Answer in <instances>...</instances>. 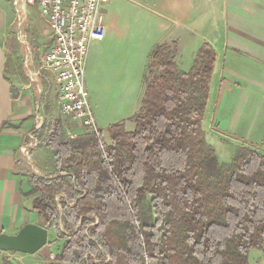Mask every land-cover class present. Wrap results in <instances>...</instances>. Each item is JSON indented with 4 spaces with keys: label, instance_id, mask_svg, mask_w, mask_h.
I'll use <instances>...</instances> for the list:
<instances>
[{
    "label": "trees",
    "instance_id": "trees-1",
    "mask_svg": "<svg viewBox=\"0 0 264 264\" xmlns=\"http://www.w3.org/2000/svg\"><path fill=\"white\" fill-rule=\"evenodd\" d=\"M176 53V41L150 50L132 130L71 139L57 118L37 137L54 169L32 176L31 210L60 240L44 264H249L264 252V154L218 160L201 128L215 53L204 43L187 72ZM0 264L15 263L0 252Z\"/></svg>",
    "mask_w": 264,
    "mask_h": 264
},
{
    "label": "crops",
    "instance_id": "crops-1",
    "mask_svg": "<svg viewBox=\"0 0 264 264\" xmlns=\"http://www.w3.org/2000/svg\"><path fill=\"white\" fill-rule=\"evenodd\" d=\"M14 1L0 0V234L8 235L28 223L39 225L38 215L31 210L35 196L31 178L44 174L38 173L33 152L39 145L37 137L47 132V117L38 104L43 88H33L40 63L37 68L28 48L21 74L12 54L18 31ZM120 1L113 0L104 8V38L93 41L88 50L90 57L105 58L112 74L102 110L89 97L96 127L123 122L132 130L127 119L139 107L142 76L155 45L176 41V61L187 72L197 50L207 43L215 53L201 123L207 144L221 162L231 160L240 147L264 154V0H135L127 1V8ZM120 16L122 24L126 19L130 24V35L121 42L126 51L121 67L114 35ZM46 75L53 80L50 73ZM55 98L54 85L56 106ZM56 110L66 138L88 133L78 121L61 116L57 106ZM29 144L36 146L27 158L20 149ZM7 256L13 263L18 261L13 253Z\"/></svg>",
    "mask_w": 264,
    "mask_h": 264
},
{
    "label": "built area",
    "instance_id": "built-area-1",
    "mask_svg": "<svg viewBox=\"0 0 264 264\" xmlns=\"http://www.w3.org/2000/svg\"><path fill=\"white\" fill-rule=\"evenodd\" d=\"M112 1L15 0L13 3L19 33L27 16L26 7H36L45 19L52 42L42 57L40 70L48 71L53 77L60 115L78 121L89 134L96 136L99 131L85 87V64L90 44L104 38L103 10ZM34 146L24 145L20 151L29 158Z\"/></svg>",
    "mask_w": 264,
    "mask_h": 264
},
{
    "label": "rangeland",
    "instance_id": "rangeland-1",
    "mask_svg": "<svg viewBox=\"0 0 264 264\" xmlns=\"http://www.w3.org/2000/svg\"><path fill=\"white\" fill-rule=\"evenodd\" d=\"M124 1L125 0H122L119 3H123L124 8H127L129 4L127 3V1L125 2ZM26 11L29 14L26 16L25 21L22 22L21 32L18 33L17 31V39L16 37H14L13 42L11 44L12 54L14 56L15 62L17 63V69L18 72H20L21 74H22L25 54L28 53V48L31 50L32 59L34 61V64L37 65L38 68V63L41 64L42 57L44 53L47 51L50 44L49 42L50 33L48 27L44 22V20L40 17L38 9L36 7L28 6L26 7ZM129 25L130 24L128 23L127 19L122 24L121 16H120V20L117 25L118 29L114 34L115 44L118 45L117 46L118 48H120L116 59L122 61V64H120L119 67L123 65V61L126 59L125 58L126 51H124V49H121V46H123L121 42H123V40H125L126 37L130 35V34L128 35V31H127V27ZM22 42H26L27 46L22 44ZM130 59L133 61V58ZM26 73H28L29 75L28 70L26 71ZM48 73H49L48 71L41 69L40 74L38 75L37 84L33 85L35 91L37 90L38 86H40L39 87L40 89L43 88L42 93H44V95L42 96L38 104H40L39 107H42L47 117L46 129H48L52 124V122L58 118V113L56 110V106L54 104V84H53L54 81L53 80L50 81V78H48V75H46ZM111 75L112 74L110 71V67L109 65H107V61L105 60V58L98 57L96 55L90 57L88 54L85 64V87L88 92V98L91 97L93 104L95 105V108L100 107V110H102L101 105L102 106L105 105V102L108 100L107 96L109 95V91H110ZM40 81L42 82V87ZM33 100H36L35 94ZM43 102L44 105H42ZM107 107H109V105H107ZM105 126L106 125H97V130L104 131V129H106ZM41 134L40 136L44 138L45 135H47V132L46 134L43 135ZM65 136L67 135L65 134ZM33 154L37 162L36 167L38 166V170H39L38 173L40 174L41 172L44 175L51 174L54 169L53 151H51L49 148L46 147L45 140L40 142V144L33 152ZM224 162H230V160ZM55 234L56 233L54 229L50 228L48 239L51 243L47 244L45 248L41 250V252H38L37 255L39 256L37 255L32 256L29 254L12 252L13 255H15L18 259V261H15L14 263L43 264L42 261L43 259L44 260L46 259L47 262L53 261L54 256L59 252V251L57 252V249H59L60 247V246H56V244H60V240L57 239L53 240ZM41 257H43V259ZM248 261L249 264H264V252L258 249H251L248 256Z\"/></svg>",
    "mask_w": 264,
    "mask_h": 264
},
{
    "label": "water",
    "instance_id": "water-1",
    "mask_svg": "<svg viewBox=\"0 0 264 264\" xmlns=\"http://www.w3.org/2000/svg\"><path fill=\"white\" fill-rule=\"evenodd\" d=\"M48 230L40 225L25 224L15 235L0 234V252L33 255L47 245Z\"/></svg>",
    "mask_w": 264,
    "mask_h": 264
}]
</instances>
